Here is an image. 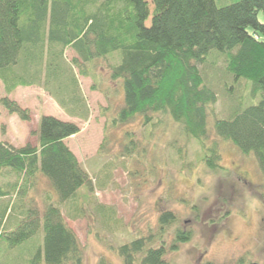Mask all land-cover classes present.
Masks as SVG:
<instances>
[{
	"label": "trees",
	"instance_id": "obj_1",
	"mask_svg": "<svg viewBox=\"0 0 264 264\" xmlns=\"http://www.w3.org/2000/svg\"><path fill=\"white\" fill-rule=\"evenodd\" d=\"M260 12L264 13V0H0V78L7 93L35 83L17 68L26 71L28 60L39 64L47 43L46 77L67 91L66 99L76 108L69 114L84 118L89 108L76 73L58 66L55 48L59 47L57 53L74 50L77 56L70 65L80 75L90 76L91 88L101 92L106 88L99 83L101 72L96 67L118 51L119 60L109 62L104 71L110 81L122 84L118 123L136 115L142 116L144 125L174 120L185 140L200 143L204 151L200 160L209 171L222 168L221 141H230L242 154L254 156L264 176V20L259 19ZM218 55L223 56L226 91L231 78L243 77L263 95L253 104H235L228 116L216 118L213 130L219 138L209 139L207 120L217 94L206 80L205 67L199 65L214 66ZM59 90L49 92L56 97ZM106 95L110 98L112 93ZM0 103L9 113L29 119V109L15 99L4 95ZM79 131L74 121L41 114L33 132L35 144L0 141V176H13L10 182H0V245L18 250V264H42V256L45 264H82L83 247L67 224L63 207L73 210L74 218L82 217L84 205L90 202L102 215L114 212L92 201L88 192L95 189L93 178L65 141ZM174 142L178 160L192 166L184 159L186 143ZM37 175L48 185L42 207L28 195L29 189L36 188ZM84 185L87 194L80 192ZM48 189L57 194L55 201ZM176 220L172 210H162L157 230L118 245L123 264H173L166 254L193 236L191 228L176 226L167 243L164 235ZM40 229L42 243L38 240L36 247L31 241L35 235L40 238ZM6 262L5 251L0 250V264ZM97 264L110 263L100 258Z\"/></svg>",
	"mask_w": 264,
	"mask_h": 264
},
{
	"label": "rangeland",
	"instance_id": "obj_2",
	"mask_svg": "<svg viewBox=\"0 0 264 264\" xmlns=\"http://www.w3.org/2000/svg\"><path fill=\"white\" fill-rule=\"evenodd\" d=\"M259 19L264 20V13L260 12ZM149 22L150 17L146 24ZM47 46L46 43L39 64H35L36 60H28L30 64L26 71H21V66L17 68L26 78H34L35 83L21 85L7 93L0 78V97H15L30 111L29 119L23 120L17 114L9 113L0 103V141L14 145L35 144L33 132L41 114L54 115L79 125L80 131L65 141L93 178L95 189L88 192L92 201L114 210L111 215H102L95 202H90L84 205V215L74 218L73 210L69 212L67 206L63 207L66 222L83 247L82 264H97L100 258L110 264H123L117 246L157 230L159 213L165 209L172 210L177 217L164 235L167 243L172 241L173 227L193 230L190 240L181 242L177 249L166 254L173 264H237L238 258L243 256L248 258L245 259L247 264L254 261L251 251L258 257L256 264H264V176L254 156L242 154L230 141H221L222 168L211 172L200 160L204 152L200 143L196 139L185 140L176 121L168 119L155 126L144 125L142 116L136 115L126 123H118L115 117L123 103L119 95L121 90L123 93L122 84L110 81L104 72L109 62L117 60L118 51L113 58L101 60L96 67V71L101 72V87L112 93L107 98L106 91L91 90L90 76L80 75L74 65H70L71 59L77 56L74 50L57 53L59 47H54V52L57 50L55 62L76 73L89 108L87 117L71 116L70 111L76 108L69 103V98L66 99L67 91L59 90L57 81L46 77ZM199 66L205 67L206 80L217 94L207 120L209 139L219 138L213 130L215 119L228 116L235 104L245 106L258 102L263 94L254 90L252 80L243 77L231 78L226 91L223 56L218 55L214 66L210 63ZM51 89L59 90L56 94L59 100L49 92ZM106 107V111L101 112ZM176 140L186 143L184 159L192 166H185L178 160L172 147ZM12 178L2 175L0 182H10ZM47 188L46 179L37 175L36 188L29 189L28 195L39 207L44 204ZM86 190L85 185L80 188L81 193L87 194ZM48 192L55 201V191L48 189ZM42 236L40 229V238L35 235L31 242L37 247L42 243ZM157 243L153 241L152 244ZM4 245H0V250L5 251L6 263L18 264V250ZM36 247L33 245L32 251ZM41 261L45 264L43 256Z\"/></svg>",
	"mask_w": 264,
	"mask_h": 264
},
{
	"label": "crops",
	"instance_id": "obj_3",
	"mask_svg": "<svg viewBox=\"0 0 264 264\" xmlns=\"http://www.w3.org/2000/svg\"><path fill=\"white\" fill-rule=\"evenodd\" d=\"M91 81H92V80H91ZM91 85H93V83L90 84V88H91ZM17 87H20V86H16L15 88H17ZM15 88H14V89H15ZM78 88H79L81 94L83 95V93H82V91H81V87H80L79 80H78ZM14 89H13V90H14ZM13 90H12V91H13ZM91 90H92V91H99V92H101L99 89H92V88H91ZM119 95L121 96L120 98L122 99V92H121V91L119 92ZM83 97H84V99H85V96H84V95H83ZM14 99H15V97H14ZM85 101H86V99H85ZM86 103H87V101H86ZM80 112H81V111H80ZM70 115L73 116V117H74V116H75V117H76V116H80V118L82 117L81 115L76 114L75 112H73V114H70ZM71 136H72V135H71Z\"/></svg>",
	"mask_w": 264,
	"mask_h": 264
},
{
	"label": "flooded vegetation",
	"instance_id": "obj_4",
	"mask_svg": "<svg viewBox=\"0 0 264 264\" xmlns=\"http://www.w3.org/2000/svg\"><path fill=\"white\" fill-rule=\"evenodd\" d=\"M250 254L254 258V261H249L247 264H256L257 262H259L258 257H256V255H255V251H251ZM238 259L241 260V261H243V263L245 264L246 263L245 259H248V258H245V256H243V257H239Z\"/></svg>",
	"mask_w": 264,
	"mask_h": 264
}]
</instances>
